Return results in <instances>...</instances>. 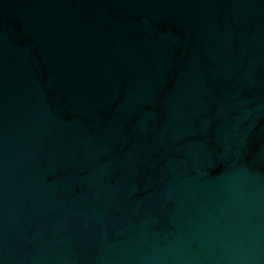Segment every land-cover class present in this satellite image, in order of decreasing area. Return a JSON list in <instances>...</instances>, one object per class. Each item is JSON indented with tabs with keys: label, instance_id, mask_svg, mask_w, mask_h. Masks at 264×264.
<instances>
[{
	"label": "water",
	"instance_id": "95a60500",
	"mask_svg": "<svg viewBox=\"0 0 264 264\" xmlns=\"http://www.w3.org/2000/svg\"><path fill=\"white\" fill-rule=\"evenodd\" d=\"M0 264H264V0H0Z\"/></svg>",
	"mask_w": 264,
	"mask_h": 264
}]
</instances>
